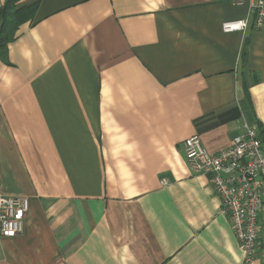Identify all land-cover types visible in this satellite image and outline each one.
Instances as JSON below:
<instances>
[{
    "label": "crops",
    "instance_id": "obj_1",
    "mask_svg": "<svg viewBox=\"0 0 264 264\" xmlns=\"http://www.w3.org/2000/svg\"><path fill=\"white\" fill-rule=\"evenodd\" d=\"M34 4L0 55V182L30 202L0 264H243L183 143L217 153L264 127V29L225 33L246 15L229 0L16 8Z\"/></svg>",
    "mask_w": 264,
    "mask_h": 264
},
{
    "label": "built area",
    "instance_id": "obj_2",
    "mask_svg": "<svg viewBox=\"0 0 264 264\" xmlns=\"http://www.w3.org/2000/svg\"><path fill=\"white\" fill-rule=\"evenodd\" d=\"M244 9L242 19L225 22V33L264 29V0H229ZM184 151L192 173L207 175L244 253L243 264H264V127L244 123L229 148L209 152L198 135L186 139ZM30 211L27 197L8 196L0 182V237L24 232Z\"/></svg>",
    "mask_w": 264,
    "mask_h": 264
},
{
    "label": "trees",
    "instance_id": "obj_3",
    "mask_svg": "<svg viewBox=\"0 0 264 264\" xmlns=\"http://www.w3.org/2000/svg\"><path fill=\"white\" fill-rule=\"evenodd\" d=\"M19 0H6L3 32L0 37V55L5 63L8 61V44L17 37V30L25 23L32 22L36 16L38 4L16 8Z\"/></svg>",
    "mask_w": 264,
    "mask_h": 264
}]
</instances>
